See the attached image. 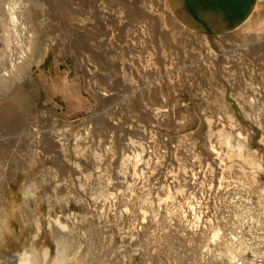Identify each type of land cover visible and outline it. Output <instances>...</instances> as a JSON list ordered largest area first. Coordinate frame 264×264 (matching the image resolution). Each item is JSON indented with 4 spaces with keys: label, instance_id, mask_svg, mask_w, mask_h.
<instances>
[{
    "label": "rangeland",
    "instance_id": "rangeland-1",
    "mask_svg": "<svg viewBox=\"0 0 264 264\" xmlns=\"http://www.w3.org/2000/svg\"><path fill=\"white\" fill-rule=\"evenodd\" d=\"M12 255L264 264V22L204 35L165 0H0Z\"/></svg>",
    "mask_w": 264,
    "mask_h": 264
},
{
    "label": "crops",
    "instance_id": "crops-1",
    "mask_svg": "<svg viewBox=\"0 0 264 264\" xmlns=\"http://www.w3.org/2000/svg\"><path fill=\"white\" fill-rule=\"evenodd\" d=\"M171 15L187 30L225 35L253 21L264 22L260 0H165Z\"/></svg>",
    "mask_w": 264,
    "mask_h": 264
},
{
    "label": "bare ground",
    "instance_id": "bare-ground-1",
    "mask_svg": "<svg viewBox=\"0 0 264 264\" xmlns=\"http://www.w3.org/2000/svg\"><path fill=\"white\" fill-rule=\"evenodd\" d=\"M7 256H8V254H7ZM8 261H9V264H18V263H16V261H15V256H9L8 258ZM17 260V259H16ZM20 264H28V263H26V262H21Z\"/></svg>",
    "mask_w": 264,
    "mask_h": 264
},
{
    "label": "built area",
    "instance_id": "built-area-1",
    "mask_svg": "<svg viewBox=\"0 0 264 264\" xmlns=\"http://www.w3.org/2000/svg\"><path fill=\"white\" fill-rule=\"evenodd\" d=\"M261 2H264V0H260Z\"/></svg>",
    "mask_w": 264,
    "mask_h": 264
}]
</instances>
